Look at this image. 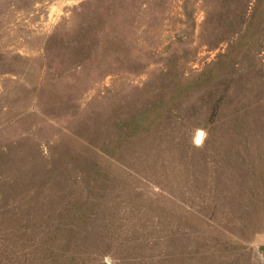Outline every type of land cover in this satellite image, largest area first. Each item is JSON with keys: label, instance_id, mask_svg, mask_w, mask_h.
<instances>
[{"label": "rangeland", "instance_id": "obj_1", "mask_svg": "<svg viewBox=\"0 0 264 264\" xmlns=\"http://www.w3.org/2000/svg\"><path fill=\"white\" fill-rule=\"evenodd\" d=\"M0 264H264V0H0Z\"/></svg>", "mask_w": 264, "mask_h": 264}]
</instances>
